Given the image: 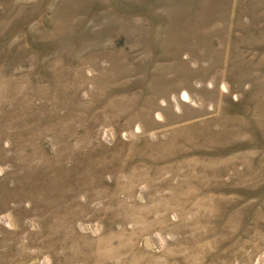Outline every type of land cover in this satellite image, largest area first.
<instances>
[{
	"label": "rangeland",
	"instance_id": "1",
	"mask_svg": "<svg viewBox=\"0 0 264 264\" xmlns=\"http://www.w3.org/2000/svg\"><path fill=\"white\" fill-rule=\"evenodd\" d=\"M0 264H264V0H0Z\"/></svg>",
	"mask_w": 264,
	"mask_h": 264
}]
</instances>
